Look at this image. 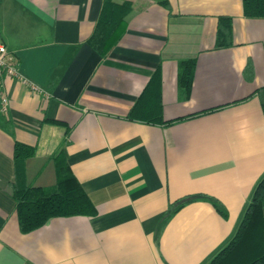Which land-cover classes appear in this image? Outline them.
Returning <instances> with one entry per match:
<instances>
[{
    "label": "crops",
    "instance_id": "1",
    "mask_svg": "<svg viewBox=\"0 0 264 264\" xmlns=\"http://www.w3.org/2000/svg\"><path fill=\"white\" fill-rule=\"evenodd\" d=\"M112 1L132 10L103 56L88 39L105 0H0V39L48 92L2 82L0 264H206L264 176V18L242 0ZM225 15L233 44L216 48ZM17 142L33 155L16 160ZM60 152L97 213L23 233L15 187L55 184Z\"/></svg>",
    "mask_w": 264,
    "mask_h": 264
},
{
    "label": "trees",
    "instance_id": "2",
    "mask_svg": "<svg viewBox=\"0 0 264 264\" xmlns=\"http://www.w3.org/2000/svg\"><path fill=\"white\" fill-rule=\"evenodd\" d=\"M243 11L248 18H264V0H242ZM163 3L168 7L167 0ZM132 10L129 1L116 3L105 0L101 16L88 39L89 44L101 55L106 56L118 41L127 15ZM233 18H219L216 48L233 44ZM184 68L180 82L190 90L193 82L196 58L183 61ZM249 66L248 69H250ZM153 77L152 83L156 81ZM258 95L264 104V87L258 89ZM134 108L131 109V114ZM161 121L162 116L158 117ZM169 123V122H168ZM171 123V122H170ZM35 152L34 148L17 142L16 160L28 158ZM57 180L51 186H16L14 197L20 229L28 233L43 226L53 217L74 215H95L96 206L86 193L81 182L72 171L67 160L60 152L54 157ZM201 197L189 196L172 204L170 211H177L186 200ZM224 215L227 212L217 201L213 202ZM206 264H264V176L258 182L250 203L233 238Z\"/></svg>",
    "mask_w": 264,
    "mask_h": 264
},
{
    "label": "built area",
    "instance_id": "3",
    "mask_svg": "<svg viewBox=\"0 0 264 264\" xmlns=\"http://www.w3.org/2000/svg\"><path fill=\"white\" fill-rule=\"evenodd\" d=\"M5 77H12L26 85L33 93L48 95V92L41 85L26 77L21 68L17 55L0 39V113H6L9 108V97L2 87Z\"/></svg>",
    "mask_w": 264,
    "mask_h": 264
}]
</instances>
